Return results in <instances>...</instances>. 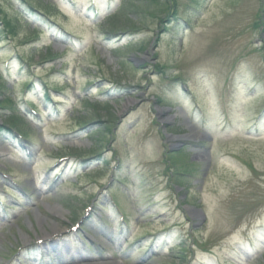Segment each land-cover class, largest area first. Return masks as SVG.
I'll list each match as a JSON object with an SVG mask.
<instances>
[{
    "label": "rangeland",
    "instance_id": "obj_1",
    "mask_svg": "<svg viewBox=\"0 0 264 264\" xmlns=\"http://www.w3.org/2000/svg\"><path fill=\"white\" fill-rule=\"evenodd\" d=\"M26 1L0 0L26 132L0 135V264H264V0Z\"/></svg>",
    "mask_w": 264,
    "mask_h": 264
},
{
    "label": "trees",
    "instance_id": "obj_2",
    "mask_svg": "<svg viewBox=\"0 0 264 264\" xmlns=\"http://www.w3.org/2000/svg\"><path fill=\"white\" fill-rule=\"evenodd\" d=\"M170 15L174 16L175 13H174V14H170ZM4 20H5V19H4ZM5 25H6L7 29H8L10 32H13V31L15 30V27L13 28V26L11 25V23H10L9 21H7V20H5ZM0 103H1V101H0ZM91 104H92V103H91ZM94 105L97 106V104H94ZM0 107L3 109L2 104H0ZM108 107H110V105H109V104H105V105L102 106L101 108H104V109L106 110ZM107 114H108V117H109L108 122H109L113 117H115V115H114L111 111H109L108 109H107ZM5 124L9 125V127L6 126ZM3 127L6 128V129H8L9 131H10V130L12 129V127H13L14 129H16V130H18V131H20V132H22V133H23V132L26 133L25 131H23V129H21V127H20V120H19L18 117L9 116V117L5 120ZM106 127H107V129H108V126H106ZM0 128H1V127H0ZM1 130H2V129H1ZM1 130H0V131H1ZM73 154H76V155H82V154H84V153L74 151Z\"/></svg>",
    "mask_w": 264,
    "mask_h": 264
}]
</instances>
